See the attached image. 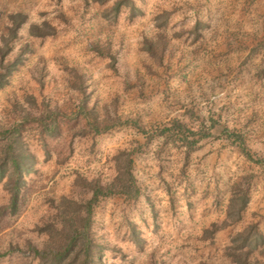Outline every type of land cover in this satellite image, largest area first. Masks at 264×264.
<instances>
[{
    "label": "rangeland",
    "instance_id": "374dc122",
    "mask_svg": "<svg viewBox=\"0 0 264 264\" xmlns=\"http://www.w3.org/2000/svg\"><path fill=\"white\" fill-rule=\"evenodd\" d=\"M12 12L55 31L22 29L15 52L32 51L0 89V122L61 114L54 135L26 124L38 164L16 213L0 183V264H40L30 246L47 244L60 200L111 182L123 152L141 193L95 207L103 264H231L236 233L251 223L264 233V166L226 135L189 148L162 133L175 121L195 131L217 121L264 157V0H0V35ZM84 104L106 130L89 125ZM240 190L250 199L242 220L206 236Z\"/></svg>",
    "mask_w": 264,
    "mask_h": 264
},
{
    "label": "trees",
    "instance_id": "16d2710c",
    "mask_svg": "<svg viewBox=\"0 0 264 264\" xmlns=\"http://www.w3.org/2000/svg\"><path fill=\"white\" fill-rule=\"evenodd\" d=\"M123 3L124 1H119L113 6V16L116 17L120 13ZM131 4L135 11L134 3ZM29 22V15L23 12H12L8 16L7 30L0 35V89L9 83L10 77L32 51L30 44L25 43L15 52L20 33ZM54 31V26L49 23H29V33L34 37L49 36ZM81 112L95 130L103 131L108 128L107 125L101 127V122L94 117L87 105H82ZM59 114L60 111L56 113L49 110L48 115L44 117L27 113L9 125L0 122V183L6 182L10 194L8 207L12 213L18 210L26 177L36 171L38 164V158L26 140V124L32 122L42 131L54 135L59 130L57 123ZM162 133L181 137L189 148L202 140L226 135L239 142L242 152L249 160L264 166V157H254L248 150L241 133L230 130L217 121H214L209 128L202 127L198 131L180 121H175L163 128ZM122 155L123 158L117 164V174L111 182L106 184L99 181L92 182L87 199L74 200L64 197L60 200L57 206L58 222L46 225L50 234L47 244L43 249L30 246L40 264H103V247L92 235L95 207L104 197L122 194L136 198L141 193L133 172V159L130 154L123 152ZM249 200L247 191L235 192L228 205L225 221L222 224L214 222L206 229V236L214 237L223 227L242 220ZM226 253L231 258V264H264L257 255H264V233L259 229L258 224L251 223L244 230L236 233L231 238Z\"/></svg>",
    "mask_w": 264,
    "mask_h": 264
}]
</instances>
